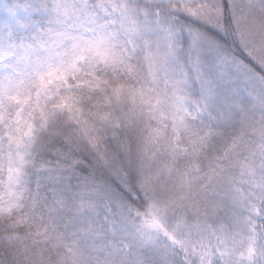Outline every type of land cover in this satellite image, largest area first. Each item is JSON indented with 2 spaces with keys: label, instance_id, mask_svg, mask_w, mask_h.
Wrapping results in <instances>:
<instances>
[{
  "label": "snow or ice",
  "instance_id": "obj_1",
  "mask_svg": "<svg viewBox=\"0 0 264 264\" xmlns=\"http://www.w3.org/2000/svg\"><path fill=\"white\" fill-rule=\"evenodd\" d=\"M0 264H264V0H0Z\"/></svg>",
  "mask_w": 264,
  "mask_h": 264
}]
</instances>
